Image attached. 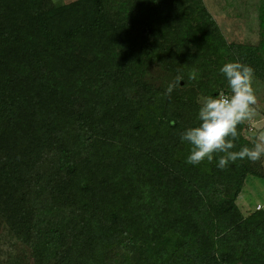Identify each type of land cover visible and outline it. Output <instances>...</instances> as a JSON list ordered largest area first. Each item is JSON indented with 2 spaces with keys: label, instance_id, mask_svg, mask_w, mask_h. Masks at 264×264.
I'll use <instances>...</instances> for the list:
<instances>
[{
  "label": "trees",
  "instance_id": "trees-1",
  "mask_svg": "<svg viewBox=\"0 0 264 264\" xmlns=\"http://www.w3.org/2000/svg\"><path fill=\"white\" fill-rule=\"evenodd\" d=\"M263 55L201 0H0V221L32 264H155L205 234L202 264H264V208L236 204L260 162L191 165L181 140L197 98L228 92L219 69L238 59L264 83ZM154 67L183 77L170 97Z\"/></svg>",
  "mask_w": 264,
  "mask_h": 264
},
{
  "label": "rangeland",
  "instance_id": "rangeland-1",
  "mask_svg": "<svg viewBox=\"0 0 264 264\" xmlns=\"http://www.w3.org/2000/svg\"><path fill=\"white\" fill-rule=\"evenodd\" d=\"M67 1L70 0H53L54 3H66ZM201 3L212 15L227 43L254 47L262 45L264 47V36L261 34L260 27L261 19L264 18V0H201ZM262 58L264 59V55ZM158 72L159 69L154 67L151 70L150 80L147 81L156 85H165V87L174 81V77L169 74L163 75ZM254 88L258 98L257 115L253 120L244 123L243 133L251 142L259 131L264 130V83L255 78ZM201 98H197L198 104H200ZM260 166L264 173V158L260 161ZM236 204L244 216L254 212L257 205L264 208V181L249 177L236 198ZM197 214L205 221H211L205 208L198 209ZM172 230L174 234L175 230ZM213 239L211 234L202 235L201 249L196 248V244L183 248L180 247L182 246L180 242H176V246L173 247L170 244L168 247H160L156 253L149 257L155 264H202L206 256L213 253L211 247ZM152 240L154 242L156 239ZM154 245L151 247H155ZM144 250L145 247L142 248V252ZM0 264H32L29 250L16 241L1 221Z\"/></svg>",
  "mask_w": 264,
  "mask_h": 264
},
{
  "label": "clouds",
  "instance_id": "clouds-1",
  "mask_svg": "<svg viewBox=\"0 0 264 264\" xmlns=\"http://www.w3.org/2000/svg\"><path fill=\"white\" fill-rule=\"evenodd\" d=\"M219 71L226 78L229 91L201 98L198 124L181 133V140L190 146L186 162L198 165L204 161L212 163L218 158L217 167L221 170L238 160L260 162L264 158V130L255 135L251 147L234 150L240 137L239 126L257 115L255 69L237 59L225 63ZM197 77L198 71L193 69L189 79L196 80ZM182 79L178 76L169 83L164 95L170 97Z\"/></svg>",
  "mask_w": 264,
  "mask_h": 264
},
{
  "label": "built area",
  "instance_id": "built-area-1",
  "mask_svg": "<svg viewBox=\"0 0 264 264\" xmlns=\"http://www.w3.org/2000/svg\"><path fill=\"white\" fill-rule=\"evenodd\" d=\"M261 208H262L261 205H257L256 208H255V210L257 211V210H260Z\"/></svg>",
  "mask_w": 264,
  "mask_h": 264
}]
</instances>
